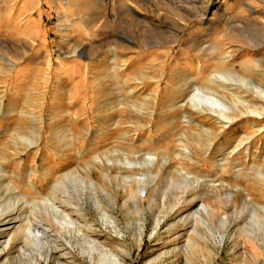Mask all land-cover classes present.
Listing matches in <instances>:
<instances>
[{"label":"rangeland","instance_id":"obj_1","mask_svg":"<svg viewBox=\"0 0 264 264\" xmlns=\"http://www.w3.org/2000/svg\"><path fill=\"white\" fill-rule=\"evenodd\" d=\"M212 73L218 83L208 81ZM239 77L264 91V0H0L1 182L10 177L22 192L24 181L46 192L52 179L77 170L87 179L83 207L100 242L93 261L75 247L76 258L56 251L52 264H108L99 251L126 264H264V247L239 236L238 216L225 230L213 229L223 243L186 240L196 242L197 180L221 183V192L242 188L255 173L248 159L264 163V98ZM212 92L232 118L224 127L185 102ZM36 134L28 146L24 139ZM249 135L251 156L238 154L234 146ZM123 157L136 163L116 161ZM141 173V184L120 176ZM1 188L0 203L14 197ZM253 195L259 197L255 188ZM94 199L115 217V231L103 226ZM232 199L239 205L241 196ZM206 201L221 214L231 211L211 195ZM245 209L243 221L251 215ZM13 223L0 222L1 240ZM13 251L3 264H18Z\"/></svg>","mask_w":264,"mask_h":264},{"label":"bare ground","instance_id":"obj_2","mask_svg":"<svg viewBox=\"0 0 264 264\" xmlns=\"http://www.w3.org/2000/svg\"><path fill=\"white\" fill-rule=\"evenodd\" d=\"M228 56L229 55H224L221 59L224 60L225 58H228ZM215 78V74L212 73L209 75L208 81L210 83H218ZM238 79L245 85L254 86L256 93L260 97L264 98V91L259 85H255L254 82L248 78L243 79L242 77H239ZM197 96V100L192 97H188L185 101L187 104H190L193 110L197 113L205 114L208 112L215 115L216 117L212 119H214L216 124L222 125L223 127L226 125V120L224 119H227L228 121L232 120V118L226 116L225 109L227 106L222 102L223 99L220 100L221 97L218 98L219 96L217 97L214 92L210 95L197 94ZM218 107L220 108L218 109ZM263 112L264 108L261 112H259V114H263ZM184 122L185 124H189L190 119L186 118ZM196 125L202 127V125L198 122ZM203 131L209 132V129H203ZM219 133L220 132H216L215 135ZM38 139L39 134H36L32 139L27 138L24 140L27 141L28 146H31L35 144ZM251 140L252 135L246 136L244 141H238L233 150L237 149L238 154L242 151L247 156H251ZM212 145V142L206 141V151L208 150V152H210L209 150H211L210 148ZM183 150L185 156L189 155V151L186 148H183ZM78 156H80L79 153ZM94 159L96 160L97 157ZM153 159L154 156H150L144 161L152 162ZM244 159H246V157H244ZM13 160L18 167H21V162L17 161L16 157ZM116 161L128 165L136 163V161L129 160L126 157L117 159ZM2 162L0 163L1 191L4 190L7 191V193L10 192V194L14 195V197L5 200L4 203H0V222H6L9 224L13 222L15 223H13L12 228L4 234L6 238L4 240H1L0 238V264H3L4 261L10 259L9 257L12 253L9 252V249L11 247L14 249V257L17 258L18 264H52L54 252L56 251H59L61 256H67L70 257V259L74 257L76 258L74 252L75 247L77 248V253L80 254L81 258L85 259L87 256L89 260L93 261V259H95L93 252L100 247V242L94 236L96 235L95 226L93 227V224L90 223L83 207L84 197L86 196L88 187L85 175L80 174L75 169L65 171L58 179H52L49 182L46 187V192H43L38 185H30L31 183L29 184L27 181H24L26 191L22 192L16 188L14 183L7 181L10 177L2 184V173L6 172V168ZM247 162L251 169H254L255 173L252 175L253 179L248 181V184L250 185H247L246 182L242 188H239L237 185L234 190L221 192V190L225 189L224 185L221 183L217 184L212 180L196 181L195 187L197 201L196 209L193 211L196 218L191 227L192 231L196 233V242L194 239L186 237L187 244L195 245L196 243V247H198L199 245L206 243H221L223 241V234L217 238L215 237L216 235H213V229L216 228L217 224L225 230L227 228V224L230 222V217L234 215L235 218L238 216V218L235 219V221H237L235 223L236 226H238L239 236H241L240 234H244L243 236L249 238L253 242L254 249H260V245L264 247V173L262 172L264 163H259L256 159H248ZM36 171V164H33L28 166L26 173L29 177H31L36 173ZM103 175L107 177V174L104 172ZM11 176L17 180L16 174H11ZM120 176L121 180L124 182L131 180L141 184V182L144 183L146 175L141 173L137 175V177L133 174H122ZM42 177L43 179L46 177L45 173H43ZM112 177L115 178L116 176L114 175ZM229 187L231 188L230 185ZM254 188L258 190L259 197H255L253 195ZM241 190L244 191V194L241 193ZM143 191L144 188H142V192ZM133 193L136 198L135 203H137V201L141 200V195L137 194L135 191ZM28 194L33 197L31 199H27L26 196ZM42 194L43 196L41 198H34L35 196ZM221 194L224 195L222 196ZM237 194H240L241 196L239 205H236V202L232 199L233 195ZM209 195L214 198L215 203L218 202L223 206L229 204L228 208L231 211L227 210L229 213L221 214L218 208L214 207V205H212L209 201H206ZM142 197H145V195ZM96 200L97 199H94L98 205L99 217L102 220L103 226L109 224L115 231L118 226L115 217L111 212L102 208ZM25 204H28L27 208L24 206ZM175 208H177L176 204H172L170 207V209ZM244 208L247 209H245L247 212L248 209L251 210V215L248 220L245 219L243 221L240 218V214ZM185 219L186 218L184 217V220ZM158 225L159 220L157 218L154 221L152 228L155 229ZM0 229H2L1 225ZM135 230L136 231L133 233V240L136 247H139L143 242L142 221L136 224ZM118 233L120 232L118 231ZM73 244H75V246H73ZM97 253L99 256V262L105 261L108 264H126L124 258L119 256L117 257L114 254L111 255L112 252L111 254H106L107 252L105 253L101 251ZM60 264L71 263L60 261ZM82 264L85 263L82 262Z\"/></svg>","mask_w":264,"mask_h":264}]
</instances>
